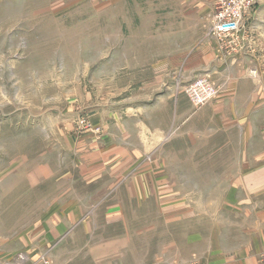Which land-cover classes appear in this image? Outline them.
I'll list each match as a JSON object with an SVG mask.
<instances>
[{
  "label": "rangeland",
  "instance_id": "374dc122",
  "mask_svg": "<svg viewBox=\"0 0 264 264\" xmlns=\"http://www.w3.org/2000/svg\"><path fill=\"white\" fill-rule=\"evenodd\" d=\"M199 7L0 0V264H210L217 247L264 264V164L219 163L244 150L264 160V144L244 149V130L218 165L185 164L178 142L141 140L132 114L150 120L161 92L186 96L207 76L190 65L203 41L225 54L250 43L244 75L256 85L241 91L256 95L238 102L252 105L239 121L264 133V20L254 37L220 39Z\"/></svg>",
  "mask_w": 264,
  "mask_h": 264
},
{
  "label": "crops",
  "instance_id": "0c3cea01",
  "mask_svg": "<svg viewBox=\"0 0 264 264\" xmlns=\"http://www.w3.org/2000/svg\"><path fill=\"white\" fill-rule=\"evenodd\" d=\"M214 2L215 0H189V4L201 6L198 10L194 9V11H197V15L202 18L209 17L210 10L212 15L210 6ZM257 4L256 11L254 8V11L247 17V27H250V30L248 31L245 28V31L247 29L245 33H249L251 36L253 31L256 32V22L264 20V0H257ZM214 41H203L196 52L192 54V60L190 61V65L194 67L193 73H205L217 87L216 94L209 102L197 108L190 104L186 96L163 91L159 96L164 97L163 99L157 97L146 105V107L151 108L150 120L142 116L143 111H139V107H135L132 112V114L139 117L138 125L143 130L141 140L152 143V149L157 150L163 149L166 145L168 146L171 141L178 142V148L184 150L180 155L183 157L182 162L185 164L196 163L191 158H207L211 160H205V163L218 165V156H223L222 151L218 154V150L233 146L239 149V134L244 130L247 133L244 149L252 147L254 141H261L264 144L263 132L256 135L257 132H250V128L245 127L239 121L240 116L248 115L252 105H249L250 103L241 105L238 102L252 101L254 95H256L241 91L242 86L248 88L249 85H256L253 77L244 75L245 67L243 64L249 62L246 60L244 63L242 53H246V50L250 48V43L244 44V51H241L242 47L237 45L238 49L225 54L220 45ZM160 101L161 103H159ZM169 102L172 104L169 105ZM148 133L150 134L149 138L146 137ZM196 150H198V153ZM248 154L250 153L244 150L232 157V152H230L219 163L264 164V160H254V153H252V159L248 160ZM259 155L262 154L258 153L257 156L260 157ZM161 163L168 164V161H162ZM199 163H202V161ZM251 175L252 172L246 173L244 179L249 180ZM259 180L264 179L259 177ZM260 185L258 189H263V186ZM255 186L257 185H251L248 192L257 191H254ZM216 244L218 246V238ZM218 250L217 247L214 252L205 254V259L210 264H256L258 262L255 256L250 253H224L218 252Z\"/></svg>",
  "mask_w": 264,
  "mask_h": 264
},
{
  "label": "built area",
  "instance_id": "2783aa9c",
  "mask_svg": "<svg viewBox=\"0 0 264 264\" xmlns=\"http://www.w3.org/2000/svg\"><path fill=\"white\" fill-rule=\"evenodd\" d=\"M257 0H216L210 31L220 39H236L245 31V20L254 11ZM232 39V40H233ZM217 92L216 85L205 75L193 78L185 86V94L193 107L207 103ZM42 264H47L43 260Z\"/></svg>",
  "mask_w": 264,
  "mask_h": 264
}]
</instances>
